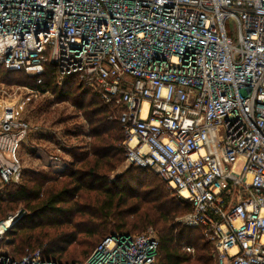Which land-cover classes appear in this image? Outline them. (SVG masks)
<instances>
[{
    "label": "built area",
    "instance_id": "1",
    "mask_svg": "<svg viewBox=\"0 0 264 264\" xmlns=\"http://www.w3.org/2000/svg\"><path fill=\"white\" fill-rule=\"evenodd\" d=\"M0 65L29 76L53 65L99 94L117 109L127 162L191 204L183 224L215 263L264 264V0H0ZM5 110L1 134L25 132ZM13 155L0 157L4 183L20 176ZM18 217L0 222V264L158 262L153 229L116 232L83 262L41 249L15 259L1 243Z\"/></svg>",
    "mask_w": 264,
    "mask_h": 264
},
{
    "label": "trees",
    "instance_id": "2",
    "mask_svg": "<svg viewBox=\"0 0 264 264\" xmlns=\"http://www.w3.org/2000/svg\"><path fill=\"white\" fill-rule=\"evenodd\" d=\"M15 78L41 95L52 94L54 102L70 101L86 120L92 140L89 150L71 151L74 161L64 170H30L23 182H3L0 222L20 204L26 210L3 238L9 255L21 259L41 249L45 257L83 262L106 237L151 228L160 239L157 264H215L213 245L201 230L178 221L192 210L191 204L167 189L158 174L161 181L147 182L135 173L148 169L133 165L111 179L126 151L123 126L113 114L117 109L73 76L60 81L53 65L39 76L0 65V82ZM187 245L195 249L193 254L185 250Z\"/></svg>",
    "mask_w": 264,
    "mask_h": 264
},
{
    "label": "rangeland",
    "instance_id": "3",
    "mask_svg": "<svg viewBox=\"0 0 264 264\" xmlns=\"http://www.w3.org/2000/svg\"><path fill=\"white\" fill-rule=\"evenodd\" d=\"M227 25L228 31L236 35L235 22L229 20ZM17 80L15 78V81L0 82V157L3 158L5 164L13 165L15 163L13 151H15L20 165V176L15 177V181L23 182L26 177L25 173L30 170L60 171L66 169L74 161L71 151L73 149L89 150L92 138L87 135L88 124L82 113L70 101L54 102V97L50 93L35 97L33 89ZM9 106L14 107L17 120L26 122L28 126L25 132L22 133L15 129L10 135L8 134V137V135L1 134V122L5 109ZM78 131L81 133L77 134ZM18 137L19 144L14 149L13 139ZM123 157L121 166L110 174L111 179H115L133 166L126 160V151ZM135 174L137 178H143L147 182L160 180L154 170L148 169L145 174L137 171ZM165 185L167 189L175 191L167 184ZM4 186L0 178V188L3 189ZM134 187L138 189L137 185ZM173 194L179 198L176 191ZM24 213L26 210L24 211L23 205L20 204L11 215L19 214V220ZM186 214L178 218L182 225H184L183 219ZM69 257L71 256L68 255L67 258L71 259Z\"/></svg>",
    "mask_w": 264,
    "mask_h": 264
}]
</instances>
